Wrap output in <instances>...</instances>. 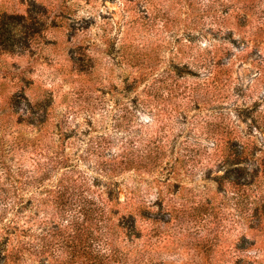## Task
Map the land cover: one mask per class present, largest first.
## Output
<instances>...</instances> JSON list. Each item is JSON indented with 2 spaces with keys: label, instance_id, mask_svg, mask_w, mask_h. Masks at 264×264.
<instances>
[{
  "label": "rangeland",
  "instance_id": "obj_1",
  "mask_svg": "<svg viewBox=\"0 0 264 264\" xmlns=\"http://www.w3.org/2000/svg\"><path fill=\"white\" fill-rule=\"evenodd\" d=\"M1 21L0 175L21 158L35 169L60 138L74 164L67 193L97 198L100 155L134 143L158 157L142 179L119 176L116 208L149 211L137 237L116 239L125 264H264V0H0ZM24 98L49 104L44 123L24 121ZM229 142L245 147L252 185L215 182ZM63 171L47 188L0 176V264L70 260L59 243L70 204L55 202ZM89 225L86 240L106 229Z\"/></svg>",
  "mask_w": 264,
  "mask_h": 264
},
{
  "label": "trees",
  "instance_id": "obj_2",
  "mask_svg": "<svg viewBox=\"0 0 264 264\" xmlns=\"http://www.w3.org/2000/svg\"><path fill=\"white\" fill-rule=\"evenodd\" d=\"M2 27L5 28L3 21L0 23V29ZM2 31L3 30H1V32ZM138 83L139 81L134 79L132 86L136 87ZM22 98L23 96L19 94L13 98V101L14 103H17L21 101ZM131 101L132 109L136 110L141 107L139 104L138 93L135 94ZM25 102L26 104L21 112L25 114V119L27 118L28 120H25L24 117H22L24 121L33 124L34 119L38 118L37 120L41 124L44 123L46 108L49 104L43 105V100L30 102L25 99ZM54 134L55 137L61 135V131H57ZM102 139L104 138H100L98 141H101ZM133 139L135 138H131V140ZM25 140L26 139L23 137L19 138L18 149H20V146L22 150L26 148L25 145H21L27 144L25 143ZM30 143L34 146V141H31ZM36 144H40V142ZM98 146L105 145L100 142ZM132 146L131 150H127V145L124 146L123 144L116 152L100 155L101 158H103L99 164L102 167L100 172L105 175V178H94L93 180L94 184L97 185L99 182L101 184L98 188L93 186V189L97 192V198L88 195L86 196L83 190H80L79 193L76 194L74 187L71 189L70 193H67V189H69V178L66 176L69 173L68 169L72 172L74 171V164H72L73 158L71 159L68 154L64 152L65 143H63L60 138L57 141H53L52 145L49 146L50 151L44 146L45 151L38 153L39 157L43 158V161L38 159L35 162V167L37 166L36 168L34 167L35 169L27 172L23 170L21 165L23 164L24 159L21 158L19 159V168L15 171L10 170L9 168H6L5 170L3 169L0 176L9 179L14 188H17L18 186L20 187V184L25 185L27 189H30V187L41 188V186L42 188H47L44 186V181L49 178L52 171L64 169L65 171L62 172V176L55 185V202L62 206L66 205L67 202L70 204L62 218L63 223L65 220L67 221L63 226V231L66 237L63 236L62 241L59 242L60 244L64 242L62 247L66 245L72 250V252L69 250L71 253L70 260L66 264H69L73 259H76V256H78L77 258L82 264H125V260L122 259V255L119 254L117 249L118 246L115 243L116 239L118 236H122L123 239L137 237L139 231L136 227V217L147 216L149 211H147L146 207L138 204L131 206V209L127 211H121L119 208H116V205L120 203V201H118L119 176L126 171L132 170L135 177L137 175L142 179V174H144V172L150 171L155 167L154 160L158 157V152H156V155L153 157L148 151L146 153L139 152L134 143H132ZM2 147L7 149L8 153H11L15 148V144L14 148L10 143H5ZM224 150L225 151H223L218 160L219 166L223 167L224 172L221 175L215 176L214 180L217 185L219 187L225 184L245 186L250 183V185H252L251 182L253 181V178L247 182L241 180V175H243V171L245 170V166L241 165L247 158L245 147L237 142H229L225 144ZM232 173L235 174L236 177L228 179L231 177ZM47 198L48 195H45L44 199L47 200ZM28 201L31 203L32 198H29ZM20 202L21 201H18L17 203ZM92 205H94V207ZM26 206V204H23L21 207ZM113 215L116 216L114 220ZM91 218L104 222L106 224V229L100 231L97 236H93L86 240L85 238L88 237L87 231L90 228L89 223L90 220H92ZM87 220H89V222H86ZM59 225L61 226L60 223ZM57 232L60 233V231ZM83 232L86 234L84 237L81 236ZM112 234L116 235L112 236ZM75 243L79 245V248H76L77 245L74 247ZM135 264L137 263L135 262Z\"/></svg>",
  "mask_w": 264,
  "mask_h": 264
}]
</instances>
